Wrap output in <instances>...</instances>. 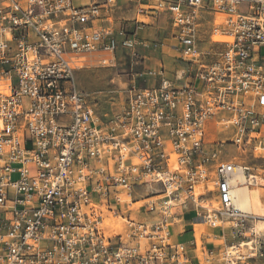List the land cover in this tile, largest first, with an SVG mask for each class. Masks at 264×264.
Masks as SVG:
<instances>
[{
  "label": "built area",
  "instance_id": "obj_1",
  "mask_svg": "<svg viewBox=\"0 0 264 264\" xmlns=\"http://www.w3.org/2000/svg\"><path fill=\"white\" fill-rule=\"evenodd\" d=\"M132 1L170 14L179 68L101 116L76 74L138 43L104 25L115 0H0V264H264L233 182L264 167L224 155L264 159V0Z\"/></svg>",
  "mask_w": 264,
  "mask_h": 264
},
{
  "label": "rangeland",
  "instance_id": "obj_2",
  "mask_svg": "<svg viewBox=\"0 0 264 264\" xmlns=\"http://www.w3.org/2000/svg\"><path fill=\"white\" fill-rule=\"evenodd\" d=\"M88 1L75 0L77 3ZM138 13L136 2L115 0L114 6L104 18V25L113 29L123 26L134 35L138 43L133 48L118 51L114 65L85 68L76 74L78 87L90 94L93 108L101 116H110L120 109L126 88L130 86L143 88L157 83V76L149 74V70L158 72L164 66L169 75L176 66V39L170 14L165 11L156 13L149 11L148 15ZM202 30V40L208 41V30L205 28ZM212 46L213 51H218L223 44L212 43ZM225 150L224 155L229 160L264 167V159L253 157L249 151H238L230 144L225 146ZM259 192L264 197V189H259ZM262 201L264 206V198ZM211 204L216 203L211 201ZM197 220L196 236L199 234L200 237L201 232L207 231L219 234V230L207 228L201 220Z\"/></svg>",
  "mask_w": 264,
  "mask_h": 264
},
{
  "label": "bare ground",
  "instance_id": "obj_3",
  "mask_svg": "<svg viewBox=\"0 0 264 264\" xmlns=\"http://www.w3.org/2000/svg\"><path fill=\"white\" fill-rule=\"evenodd\" d=\"M215 40H223V38H221L220 36H215L214 37ZM243 177L241 174H236L234 177V181L236 182V190H235V194H236V202L238 203V205H240L241 208H243L244 210L251 212L253 214L258 215L261 219L264 218V206L260 200V192L259 189L260 188H254L252 190H248L244 187L239 186V183L242 182ZM197 218L194 219V229H195V225H196V220ZM262 221V220H261ZM260 226H262V222L259 223ZM208 232V231H207ZM197 239H199V234L196 236Z\"/></svg>",
  "mask_w": 264,
  "mask_h": 264
},
{
  "label": "crops",
  "instance_id": "obj_4",
  "mask_svg": "<svg viewBox=\"0 0 264 264\" xmlns=\"http://www.w3.org/2000/svg\"><path fill=\"white\" fill-rule=\"evenodd\" d=\"M177 68H179V66L176 64L174 70H176ZM194 217L193 213H190L189 216H185V223H187L189 225L190 219ZM196 222L198 221L197 219L195 220ZM190 232H186V233H182L181 232V228L180 225L176 226L175 231H174V236L176 239L180 240V239H185L187 240L189 238ZM216 245V243H215Z\"/></svg>",
  "mask_w": 264,
  "mask_h": 264
}]
</instances>
